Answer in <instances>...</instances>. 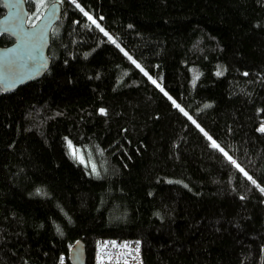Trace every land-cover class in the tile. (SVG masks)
<instances>
[{
	"label": "trees",
	"instance_id": "trees-1",
	"mask_svg": "<svg viewBox=\"0 0 264 264\" xmlns=\"http://www.w3.org/2000/svg\"><path fill=\"white\" fill-rule=\"evenodd\" d=\"M52 1L49 68L0 90V264H93L100 237L264 264V0H26L27 24Z\"/></svg>",
	"mask_w": 264,
	"mask_h": 264
},
{
	"label": "water",
	"instance_id": "water-1",
	"mask_svg": "<svg viewBox=\"0 0 264 264\" xmlns=\"http://www.w3.org/2000/svg\"><path fill=\"white\" fill-rule=\"evenodd\" d=\"M1 1L5 12L0 17V35H7L13 40L7 47L0 46V90L7 94L40 79L49 68L47 51L50 33L61 18L62 6L59 1L50 2L38 20L28 25L26 0ZM68 260L70 264H85L82 241L71 247Z\"/></svg>",
	"mask_w": 264,
	"mask_h": 264
},
{
	"label": "built area",
	"instance_id": "built-area-1",
	"mask_svg": "<svg viewBox=\"0 0 264 264\" xmlns=\"http://www.w3.org/2000/svg\"><path fill=\"white\" fill-rule=\"evenodd\" d=\"M56 264H67L60 256ZM93 264H142L141 245L130 239L100 237L95 241Z\"/></svg>",
	"mask_w": 264,
	"mask_h": 264
},
{
	"label": "rangeland",
	"instance_id": "rangeland-1",
	"mask_svg": "<svg viewBox=\"0 0 264 264\" xmlns=\"http://www.w3.org/2000/svg\"><path fill=\"white\" fill-rule=\"evenodd\" d=\"M96 23H97V21H96ZM102 30L105 31L103 28H102ZM156 84L158 85V87L161 88V86L158 83H156ZM211 142L214 145L216 144L213 140H211ZM67 147H68V150L70 151V153L75 158H77L83 165H87L91 169H94V164H93L92 160H89V159L85 158L81 151L75 150V147L72 144H70L69 142L67 143Z\"/></svg>",
	"mask_w": 264,
	"mask_h": 264
},
{
	"label": "snow or ice",
	"instance_id": "snow-or-ice-1",
	"mask_svg": "<svg viewBox=\"0 0 264 264\" xmlns=\"http://www.w3.org/2000/svg\"><path fill=\"white\" fill-rule=\"evenodd\" d=\"M85 15H87V13H85ZM89 19L91 20L92 18L89 17ZM93 23H95V21H93ZM102 30V29H101ZM138 66V65H137ZM139 67V66H138ZM153 83H155V81H153ZM249 179H251V177H249ZM253 183H255V181L253 180ZM262 191H264V189H262Z\"/></svg>",
	"mask_w": 264,
	"mask_h": 264
}]
</instances>
